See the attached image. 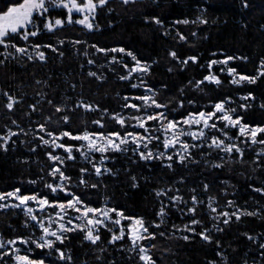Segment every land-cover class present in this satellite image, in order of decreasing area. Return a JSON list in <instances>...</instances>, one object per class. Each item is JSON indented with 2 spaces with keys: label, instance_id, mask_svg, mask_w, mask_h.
Segmentation results:
<instances>
[{
  "label": "trees",
  "instance_id": "obj_1",
  "mask_svg": "<svg viewBox=\"0 0 264 264\" xmlns=\"http://www.w3.org/2000/svg\"><path fill=\"white\" fill-rule=\"evenodd\" d=\"M14 2L22 3L23 0ZM6 6L5 0H0V9ZM49 9L40 19L34 16L40 29L37 35H28L24 40L21 33L27 35L31 29L12 34L15 44L26 46L27 54L16 52L13 45H9L5 53V46L0 45V144L3 137L9 135V129L14 133L7 150L0 147V191L20 188L22 194L35 192L49 199H70V193H53L47 186L59 178L49 171L59 163L47 155L52 152L65 160L60 167L70 177V182L63 181V184L70 187L72 193L95 207L107 205L123 209L126 218H144L149 231L156 233L146 240L147 251L156 264H245V261L264 264L261 257L264 248L260 247L264 244V193L254 190L264 186V150L258 151L257 145L242 146L243 156L235 151L221 153L219 149L202 145L192 148V157L184 162L174 156L169 162L166 155L146 160L131 150L110 151L106 155L111 158L104 164L112 172L97 175L76 152L75 158L70 159L61 150L64 148L54 149L51 144H42L35 135L41 131L36 127L38 122L47 123L57 132L65 127L73 133L85 128L91 132L136 131L126 130L129 121L122 127L111 116L112 112L137 116L138 112L123 108L124 97L125 94L133 97L144 93L132 87L133 77L120 79L128 75L124 64L130 68L136 61L126 52L112 51L119 47L130 50L142 64L148 65L139 81L165 105L161 111L169 119H179L201 109L212 111L214 103L223 99L227 107L234 110V117L241 118V123L252 127L264 125V73L260 72L264 59V0H249L247 7L244 0H134L127 4L108 0L106 5L97 8L91 30L75 23H64L60 28L47 31L43 24L48 20L60 17L65 21L68 16L63 8ZM153 16L163 23H156L151 19ZM37 44L41 45L38 50L35 49ZM49 44L55 48L47 47ZM100 48L108 51H99ZM36 51H43L46 59L40 60L35 56ZM173 51L176 56L171 55ZM28 55L34 59L30 60ZM112 56L125 62L112 60ZM193 56L197 59L191 60ZM225 57H232L228 68H234L235 74L256 76V79L237 85L219 68L209 69L211 61L219 62ZM89 60L94 63H88ZM185 60L187 62L183 63ZM90 72L97 76L89 75ZM211 73L219 78L217 84L205 81ZM100 76L104 79H99ZM249 92L253 95L248 96ZM9 96L15 98L12 109L7 108ZM228 97L231 99H226ZM81 99L99 104L101 110L107 108L109 113L102 116L97 109L73 108ZM49 100L54 104H49ZM33 104L35 110L30 107ZM56 104L63 105L64 111L56 112ZM63 115H69L70 121L64 122ZM49 116L52 117L50 122L46 120ZM97 119L105 121L103 128L93 123ZM223 131H227L229 137L236 135L234 130ZM211 134L220 136L216 131ZM41 135L49 138L43 132ZM60 142L77 144L67 136L60 138ZM149 146L167 154L161 138L152 140ZM82 168L88 169V173H81ZM82 175L87 185L80 182ZM205 184L209 188L205 189ZM160 189L167 195H157ZM177 190L183 200L172 207L169 197L176 195ZM193 194L201 202L194 214L186 211V207H192ZM211 197L216 198L213 206L217 213L246 211L239 220L233 216L224 224V217L215 219L216 213H210L208 201ZM229 200L235 204L228 205ZM161 204L167 210L163 218L157 215ZM250 212L258 214L248 215ZM191 219L203 222L190 225L196 232L181 227ZM25 220L29 221L28 226ZM205 227L210 230L211 241L199 235ZM98 234L100 240L92 243L83 232L69 231L64 234L63 242H56L50 250L39 249L35 240L41 232L36 224L20 209L0 208V238L5 242L18 235L31 238L30 243L17 241L16 252H7L10 245L5 243L6 255L0 256V264H16L17 254L42 260L44 264H66L55 248L73 256V261L67 264H142L140 252L126 237L112 242L107 229L99 230ZM184 236L190 238L186 240Z\"/></svg>",
  "mask_w": 264,
  "mask_h": 264
},
{
  "label": "snow or ice",
  "instance_id": "obj_2",
  "mask_svg": "<svg viewBox=\"0 0 264 264\" xmlns=\"http://www.w3.org/2000/svg\"><path fill=\"white\" fill-rule=\"evenodd\" d=\"M108 0H98L99 6L106 5ZM129 0H124V3L127 4ZM5 3L7 4L5 9H0V45L5 46V53H7V49L9 45H13L16 49V52L19 53H25V47L21 46L19 44H15V42L12 39V34L19 33L20 30L27 29V26L29 24H34V14L40 13L43 15V13L48 12L49 5L53 7H61L67 9L68 16L67 19L69 22H71L72 17L74 14L78 13H85V16L83 19L79 20L78 22L80 24H87L88 28H92L93 24L88 19L89 15H95V10L98 7L97 3L94 2V0H85L83 3H79L78 0H23L22 3L14 2V0H5ZM249 3V0H244V6L247 7ZM147 19V17H146ZM151 19L155 20L156 23L161 24L163 23L159 17H151ZM65 21L57 17L55 19V24L49 20L45 27L51 30L56 25H62ZM185 23H188L189 21L185 20ZM203 22V21H202ZM35 31L28 33L27 35H23V39L27 40L28 35L35 36L40 31L39 26L34 25ZM181 39H183V34H180ZM60 43H63V41H60ZM49 48H55L54 45H47ZM41 45L37 44L35 45V49H40ZM102 52H107V49L100 48L98 49ZM112 51H119V52H126L128 55H131L133 60L136 61L134 65L131 66L128 76L130 77L133 72L137 71H145L148 69V65L146 63L142 64L141 61L137 59V57L130 51L123 47H119L117 49H113ZM63 55V53H61ZM172 56H176L175 51L171 52ZM35 56H38L40 60H45L46 55L43 51H36ZM28 58L34 59L32 55H28ZM112 60H117L118 57L112 56ZM191 60H196L197 58L195 56L190 58ZM232 59V57H225L224 60L227 62L228 60ZM187 60L183 61V63H186ZM218 61H211L209 63V67H211L212 63H217ZM88 63L92 64L94 61L89 60ZM261 69L260 72L264 73V59L261 60ZM124 67L127 69L129 68L128 64H124ZM223 71V69H221ZM229 73H235L236 70L234 68H228ZM89 75L91 76H97V73L90 72ZM127 77L121 76L120 79H126ZM99 79L103 80L104 77L100 76ZM206 80H214L217 81L219 78L215 75H208L205 77ZM241 79H247V80H255L256 76H247V75H241ZM234 83H239L240 81H233ZM137 85H132L133 88H135ZM248 96H252L253 94L251 92L247 93ZM125 103L123 105L124 109L132 108L137 109L138 111L141 109V107L144 108V112L136 117L127 116L125 114L112 112L111 116L115 121L121 125L122 127L126 125V122L128 119H132L135 121L136 124H138L141 128L145 130V132H148L149 127H155L157 132H163V147L165 149H171L175 147L177 144L181 145V148L177 152L178 159L181 162H184L188 157H192V148H198L201 143H203L205 140L208 141V146L210 148H216L220 151L226 152V153H232L236 152L239 153L241 156H243V150L237 143H227L224 139H221L218 135H211L209 138V129H218L219 125L215 121L223 120L226 122L225 127L228 126H239V133L243 135H250L251 139L253 141L257 140V133L264 134V125H257V126H250L248 124L241 123V118L239 116H236L235 118L231 114L232 109L226 108L225 103L226 100H219L214 103V107L212 111H205L203 109L197 111V112H189L187 115H183L179 118V120L172 118L169 119L166 113H162L159 111H153L152 106H156V108L165 107V105H162L157 99H155L153 96L144 95L139 97L140 100L143 101V105L137 104L133 102V97H130L128 94H125ZM226 99H231L230 97ZM14 100L15 98L12 96H9V102L7 103V108L12 109L14 107ZM49 104H54V101L49 100ZM183 101H180V104L183 105ZM83 107L86 110H92L97 109L101 111V115H105L109 113V109L104 108L100 109L99 104H92V103H86L83 99L79 100L76 105H73V108L77 107ZM244 107H247V105H243ZM30 107H32L34 110L36 108V105L33 104ZM56 112H62L64 111V106L60 104H56ZM222 113V115H221ZM52 117L49 116L46 118L47 121H51ZM71 117L69 115H63L62 120L64 122L70 121ZM147 121H156L157 123L149 126L147 124ZM13 123H16L13 121ZM96 125H100L101 128L104 127L105 121L103 119H97L93 122ZM187 126V127H185ZM37 128H39L41 131L36 132L35 135L39 137L40 142L45 145H53L57 148H64L67 152V156L70 159H74L73 156V148H78L81 150L80 154L84 157L85 161L92 164V168L95 170L97 175H102L103 172H112L111 168H108L103 162L105 160L110 159L106 153L109 151H121V152H127L131 150L133 153L139 154V157L141 159H153L156 156H159L161 158L165 157L164 152L154 151L153 148H151L149 145L151 144V141L153 139L159 140V136L153 137L150 133L145 135L141 132H127L123 131H100L97 130L95 132L89 131L87 128H85L82 132H75L68 130L66 127L62 131H54L50 129L47 125V123H37ZM20 131H23V129H20ZM41 132L45 133L47 137L45 138V135H41ZM11 135H14V133L11 132V129H9V135H5L3 137V143L0 144V147H3L5 150H7L8 147V141L10 140ZM70 137L79 141H82L83 143L79 145H72V144H64L60 142V138L62 137ZM190 136L192 140L197 141L198 143H190L186 139H182V137ZM224 137H229V133L227 131H223ZM230 139H235L234 137H230ZM133 142L136 147L130 149L128 147L129 142ZM147 141V143H145ZM35 148V145H34ZM145 150H141V149ZM93 152H99L101 155L99 157L100 162L94 163L93 161L96 160V157L92 155ZM47 155L50 157L52 161H59V163L54 164L50 169V173L53 176H59V179L61 181H69L70 177H67L65 175V172L61 169V165L64 164L65 160L62 156L55 155L52 152H48ZM89 157H91V160H89ZM173 156L168 155L167 160L171 162L173 160ZM194 159V157H193ZM169 167L172 166L171 163L168 164ZM81 173L87 174L88 169L82 168ZM135 179V177H133ZM181 180H183V177H181ZM80 182L87 185V180L84 179V176L82 175L80 177ZM49 188H51V191L54 193L58 189H63L66 193L71 194L70 199H49L48 196L43 194H38L35 192L32 193H26L22 194V190L20 188H15L14 190H10L8 192L0 191V200H9V204L12 203V200L9 198H15L16 201H19V204L14 205L15 207H21L27 209L26 215L31 218V220L36 222V226H38L39 229L42 230L41 235L38 239L35 240V242L40 247H44L45 243L49 248L54 247V241L53 239L49 238L55 237L57 240H60L63 242L65 239L64 233L67 231H76L77 229H86V239L91 241L92 243L97 242L100 240V236L98 234V226L104 225L107 227L106 221H113L114 224L120 225L121 219L125 218L123 209L112 207L109 208L107 205L103 207H95L92 206L90 203L86 202L81 196L72 193L70 187H66L63 183L56 184V183H50L47 185ZM92 187H96V185H91ZM204 188H209L208 184L204 185ZM256 192L264 193V186H261L259 188L254 189ZM195 192V190H193ZM167 195V193L164 191V189H160L157 192V195L161 194ZM215 197L209 198L208 201V207L210 210V213H216L215 219H219L221 217H224L223 223L228 224L232 217L235 216L237 220L240 219V216L242 212L246 210H237L236 212L230 213L228 211L223 212H216V207L213 206V203L215 201ZM183 200V196L180 195L179 191L177 190L176 195H172L169 197V202L172 207H176L177 203ZM34 201L35 207L41 209V210H47L50 208H54L55 210L52 212L51 215L45 216L43 218H40L37 216V214L33 211V208L29 206V202ZM192 201V207H186V211L188 213H196L197 211V205L200 204V200L198 199V196L193 194L191 196ZM187 205V202H185ZM228 205H234L235 202L232 200H229L227 202ZM8 207V204H0V208ZM259 211V210H258ZM109 213H115L116 215H110ZM167 214V210L164 204H161L159 211L157 213L158 216L163 218ZM248 215H257L258 212H250L247 213ZM58 218V219H57ZM132 221V223L127 224L125 227L124 225L120 226V236L118 237L115 232L112 234V242H115L117 239H120L124 236L125 232L127 231V234L132 238L133 242L135 243L138 239L143 240L145 239V235L150 237H155L156 233L149 231L148 226L144 222L143 217L138 216H132L128 217ZM45 220L47 221V224L45 223ZM162 222V220H161ZM155 224L156 222L153 221ZM203 222L199 219H191L188 224H184L181 227L183 229H186L189 232H196L195 227H190V225H197L202 224ZM29 221L25 220V225L28 226ZM55 225V226H54ZM70 225H74V227H69ZM159 226V225H157ZM175 228L176 225H173ZM35 230V227H34ZM220 229L217 228V231ZM162 235V234H161ZM199 235L204 239L211 241L212 236L210 235V230L208 228H204L203 231L199 232ZM184 239H189V236H184ZM249 239H252L251 236H249ZM17 241H20L22 243H30L31 238H25L23 236H16L14 239H9L6 242L3 240V238H0V256H5L6 251H4V245L5 243L9 245H15ZM217 244H219V241H216ZM261 248H264V244L260 245ZM140 249V255L139 259L142 262V264H156V261L154 260L153 256L148 253L147 249L143 244L139 245ZM55 250L59 253L60 257L66 261H73V256L71 254H66L63 249L61 248H55ZM12 249H7V252H11ZM223 256V254L221 253ZM261 257L264 258V252L261 253ZM15 260L19 262V264H43V261H36L30 259L28 255H19L17 254L15 256ZM245 264H247V261H245Z\"/></svg>",
  "mask_w": 264,
  "mask_h": 264
},
{
  "label": "rangeland",
  "instance_id": "obj_3",
  "mask_svg": "<svg viewBox=\"0 0 264 264\" xmlns=\"http://www.w3.org/2000/svg\"><path fill=\"white\" fill-rule=\"evenodd\" d=\"M121 1H123L124 2V0H121ZM129 1H134V0H129ZM97 5H98V3H97ZM98 7H99V5H98ZM97 7V8H98ZM49 8H53V9H58V8H61V7H53V6H51V5H49ZM97 8H96V10H97ZM63 9H65V8H63ZM66 11H67V9H65ZM96 10H95V12H96ZM46 13V12H45ZM45 13H43V15L45 14ZM68 13V12H67ZM35 15H37L38 17H39V19H40V17H43V15H41L40 13H35L34 14V16ZM84 16H85V13H83V12H81V13H78V14H74L73 15V17H72V20H71V22H69L68 21V19H66L65 20V22L64 23H66V24H71V23H75V24H77V25H79L80 27H82V28H84V29H87V30H91L92 28H88L87 27V24H80L78 21L79 20H81V19H83L84 18ZM88 19L91 21V23L93 24V19H94V15H89V17H88ZM49 21V20H48ZM47 21V22H48ZM46 22V23H47ZM53 24H55V20L54 21H51ZM45 23V24H46ZM63 23V24H64ZM45 24H43L44 26H43V28L45 29V30H47V31H52V30H54V29H57V28H60L62 25H56L54 28H52L51 30H49L48 28H46L45 27ZM34 25H37L38 26V24H37V21L34 19V24H29L28 26H27V29L26 30H28V29H31V31L33 32V31H35V27H34ZM22 31H26L25 29H21ZM20 30V31H21ZM118 52V51H117ZM118 53H120V52H118ZM117 61L118 62H125L123 59H120V58H118L117 59ZM228 62H229V60L227 61V62H225V60H222V61H219V62H217V63H212V65H211V67H209V69H213V68H219V71L220 72H222V73H225L227 76H229L230 77V80H231V82L232 83H234L233 81L234 80H236V81H240L239 83H234V84H237V85H239V84H241V83H243V82H247V81H249V80H247V79H241V75H237V74H235V73H229L228 72ZM136 62H134V64H135ZM131 68V67H130ZM130 68H127V69H125L126 70V72L128 73L129 72V70H130ZM221 69H223V71H221ZM147 70H145V71H137V72H133L132 73V75L129 77L128 75H127V78H132L133 79V84L132 85H137L135 88H138V89H140V90H142L144 93H143V95H141V96H144V95H149V96H155V94L154 93H152L151 94V92H149L148 91V88L147 87H145V85H144V83L142 82V81H139V78H141V76H142V74L143 73H145ZM210 75H213V73H211ZM205 81L207 82V83H213V84H217L218 82L217 81H214V80H206L205 79ZM141 96H133V102L134 103H137V104H141V105H143V101L142 100H140L139 99V97H141ZM214 107V106H213ZM225 107L226 108H228L227 107V105L225 104ZM129 109H131L132 111H134V113L135 112H138L139 114L137 115V116H139V115H141L143 112H144V108L143 107H141V109L138 111L137 109H132V108H129ZM230 109V108H229ZM152 110L153 111H159V112H162L161 111V108H156V106H152ZM163 113V112H162ZM232 115H233V113H231ZM221 115H222V113H221ZM127 117V116H126ZM133 117H136V116H133ZM233 117H234V115H233ZM235 118V117H234ZM177 120H179V119H177ZM127 121H129V127H128V129H126V130H136L135 132H137V131H141V133H144L145 135H147V134H151L153 137H155V136H159L160 138H161V141H162V144H163V132L161 131V132H157V130H156V128L155 127H149V129H148V132L146 133L145 132V130L143 129V128H141L138 124H136L135 123V121L133 120L132 121V119H128ZM218 125H219V128L218 129H215V130H213V129H209V138H210V136L212 135L211 133H213V131H216V132H220V138L221 139H224L227 143H237V144H239V146L240 147H242V146H247V147H250V148H252L254 145H257L258 146V151H261V150H264V134H261V133H257V140L256 141H253L252 139H251V136L250 135H243V134H240L239 133V126H228V127H225V124H226V122L225 121H223V120H219V121H215ZM155 123H157L156 121H147V124L149 125V126H151V125H153V124H155ZM126 124H127V122H126ZM185 127H187V126H185ZM222 130H234V131H236V135H235V139H230V137H224L223 136V132H222ZM128 132H133V131H128ZM182 139H186V140H188L190 143H193V144H195V143H198L197 141H194V140H192L191 139V137L190 136H185V137H182ZM76 142H77V144L76 145H79V144H81V143H83L82 141H79V140H76V139H74ZM153 140H155V141H158V140H156V139H153ZM160 140V139H159ZM145 143H147V141H145ZM202 145H207L208 146V141L207 140H205L203 143H201L200 144V146L199 147H201ZM128 147L130 148V149H132V148H135L136 147V145L133 143V142H129V145H128ZM181 148V145L180 144H177L175 147H173V148H171V149H165L164 148V151L167 153L166 154V158H167V156L168 155H171V156H174V157H176L177 159H178V156H177V152H178V150ZM54 149H59V148H57V147H55ZM143 149V148H142ZM62 151L64 150V152L67 154V152H66V150L65 149H61ZM74 152H76L77 153V155L79 156V159L81 160V161H83V162H85L86 164H88L89 166H90V168H92V164L91 163H89V162H87V161H85V159H84V157L80 154V152H81V150L80 149H78V148H73V153L72 154H74ZM110 152V151H109ZM221 153H226V152H223V151H221ZM107 154V153H106ZM227 154H230V153H227ZM92 155L93 156H95L96 157V160L95 161H93L94 163H99L100 162V160H99V157H100V153L99 152H93L92 153ZM89 160H91V157H89ZM179 160V159H178ZM106 161V160H105ZM104 161V162H105ZM103 162V163H104ZM55 183L56 184H61V183H63V181H61L59 178L58 179H55ZM57 191H62L64 194H66V195H69V193H66L62 188L61 189H58ZM56 191V192H57ZM10 200H12V203L11 204H9V200H0V204H8V207H5V208H16V209H20L25 215H26V211H27V209L26 208H24L23 206H21V207H15L14 205H16V204H19V201H16L15 200V198H9ZM29 206L30 207H32L33 208V211L37 214V216H39L40 218H43V217H45V216H49V215H51L52 214V212L55 210L54 208H50V209H47V210H41V209H39V208H37V207H35V202L34 201H30L29 202ZM110 215H113V216H115L116 214L115 213H109ZM27 216V215H26ZM28 218H29V220L31 221V222H33V223H35L36 224V222L35 221H33V220H31V218L29 217V216H27ZM58 219V218H57ZM45 223L47 224V221L45 220ZM129 223H132V221L130 220V219H128V218H123V219H121V224L120 225H117V224H114V222L113 221H111V220H109V221H106V224H107V227H105L104 225H99L98 226V229L99 230H101V229H107L109 232H110V234L112 235L113 234V232H116V235L119 237L120 236V226L121 225H124L125 227L127 226V224H129ZM55 226V225H54ZM38 227V226H37ZM69 227H74V225H70ZM39 229V228H38ZM40 230V232H42V230L41 229H39ZM78 231H81V232H83L84 233V235H85V237H86V229H83V230H81V229H77ZM67 232H69V231H67ZM99 232V231H98ZM66 233V232H65ZM64 233V234H65ZM145 235V239H143V240H137L135 243L133 242V240H132V238L127 234V231L125 232V234H124V236L122 237V238H124V237H126V239H128L130 242H131V246L135 249V250H137L138 252H140V249H139V245L140 244H143L144 246H145V248L147 249V242H146V240H147V238H148V236H147V234H144ZM49 238H51V239H53V241H54V244L56 243V242H60V240H57L55 237H49ZM121 239V238H120ZM88 240V239H87ZM117 240H119V239H117ZM89 241V240H88ZM35 246L37 247V248H39V249H44V250H50L51 248H49L47 245H46V243H45V246L44 247H40V246H38V244L35 242ZM9 249H12L13 251H17V247L15 246V245H10V247H9ZM23 256V255H22ZM30 259H32V258H30ZM32 260H34V259H32ZM15 262H16V264H19V262L18 261H16L15 260ZM44 264V263H43Z\"/></svg>",
  "mask_w": 264,
  "mask_h": 264
}]
</instances>
